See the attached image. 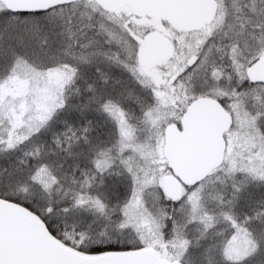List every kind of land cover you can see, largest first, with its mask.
<instances>
[{
	"label": "snow or ice",
	"instance_id": "1",
	"mask_svg": "<svg viewBox=\"0 0 264 264\" xmlns=\"http://www.w3.org/2000/svg\"><path fill=\"white\" fill-rule=\"evenodd\" d=\"M0 264H264V0H0Z\"/></svg>",
	"mask_w": 264,
	"mask_h": 264
}]
</instances>
